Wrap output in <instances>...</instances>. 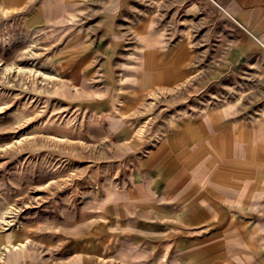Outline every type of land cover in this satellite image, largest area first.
Segmentation results:
<instances>
[{
    "label": "rangeland",
    "instance_id": "1",
    "mask_svg": "<svg viewBox=\"0 0 264 264\" xmlns=\"http://www.w3.org/2000/svg\"><path fill=\"white\" fill-rule=\"evenodd\" d=\"M106 4L0 0V264L5 245L21 241L39 256L90 247L93 237L106 250L101 236L122 229L108 200L140 183L141 156L173 124L250 89L212 79V64L169 88H133L136 37L103 35ZM170 10L165 25L184 28L186 6L174 17Z\"/></svg>",
    "mask_w": 264,
    "mask_h": 264
},
{
    "label": "crops",
    "instance_id": "2",
    "mask_svg": "<svg viewBox=\"0 0 264 264\" xmlns=\"http://www.w3.org/2000/svg\"><path fill=\"white\" fill-rule=\"evenodd\" d=\"M107 1L98 13L103 35L136 37L133 88H169L191 80L194 66L212 64V79L250 89L173 124L170 137L141 156L140 183L108 200L122 229L101 236L106 250L93 237L90 247L83 241L39 256L21 241L5 245L1 264H264V0ZM184 5L189 20L170 29L166 8L174 17Z\"/></svg>",
    "mask_w": 264,
    "mask_h": 264
},
{
    "label": "bare ground",
    "instance_id": "3",
    "mask_svg": "<svg viewBox=\"0 0 264 264\" xmlns=\"http://www.w3.org/2000/svg\"><path fill=\"white\" fill-rule=\"evenodd\" d=\"M16 245V244H15ZM24 245V244H23Z\"/></svg>",
    "mask_w": 264,
    "mask_h": 264
}]
</instances>
